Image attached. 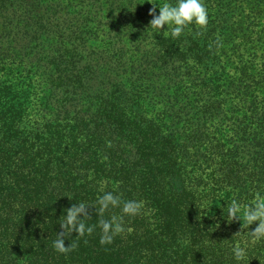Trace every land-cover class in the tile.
<instances>
[{
	"label": "trees",
	"instance_id": "obj_1",
	"mask_svg": "<svg viewBox=\"0 0 264 264\" xmlns=\"http://www.w3.org/2000/svg\"><path fill=\"white\" fill-rule=\"evenodd\" d=\"M203 3L173 39L147 0H0V264H264L225 219L264 202V0ZM105 191L143 201L130 231L101 245L121 208L90 209L57 252Z\"/></svg>",
	"mask_w": 264,
	"mask_h": 264
},
{
	"label": "clouds",
	"instance_id": "obj_2",
	"mask_svg": "<svg viewBox=\"0 0 264 264\" xmlns=\"http://www.w3.org/2000/svg\"><path fill=\"white\" fill-rule=\"evenodd\" d=\"M152 5L148 10V15L151 16L149 27L154 30L164 29L167 26L170 30L167 34L173 39L178 38L183 33L184 29L189 25H196L200 28H205L208 24V11L203 0H164L163 3H156L155 0H147ZM159 9L157 14L156 9ZM97 204L89 205L86 203L73 204L66 209L65 217L60 222L62 231L57 233V239L53 242L54 249L59 253H67L72 250V247L65 246V239L71 236L73 232L78 236H84L86 233L91 234L94 226L87 225L83 220L90 217V209H94L97 214L102 215L110 208L120 206L121 215L112 216L109 219H101L98 226L101 230L99 243L101 245L111 244L114 237L125 232L124 217H134L139 215L144 207L143 201L127 200L121 206V199L118 195H114L111 191H105L101 195ZM242 213V215H241ZM225 219L228 222L233 220H243L241 226L248 229L255 222V227L248 231L253 242L264 240V202L257 199L254 204H250L244 208L233 200L226 212ZM232 256L238 262H243L246 256V250L234 246Z\"/></svg>",
	"mask_w": 264,
	"mask_h": 264
}]
</instances>
